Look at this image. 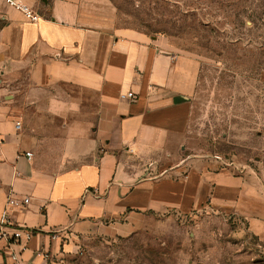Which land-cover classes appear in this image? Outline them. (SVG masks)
<instances>
[{"label":"crops","instance_id":"crops-1","mask_svg":"<svg viewBox=\"0 0 264 264\" xmlns=\"http://www.w3.org/2000/svg\"><path fill=\"white\" fill-rule=\"evenodd\" d=\"M22 1L35 21L0 0V229L30 236L0 237V264L10 250L68 264L82 240L128 236L166 207L264 226L258 176L183 150L196 58L117 26L110 0Z\"/></svg>","mask_w":264,"mask_h":264},{"label":"rangeland","instance_id":"rangeland-1","mask_svg":"<svg viewBox=\"0 0 264 264\" xmlns=\"http://www.w3.org/2000/svg\"><path fill=\"white\" fill-rule=\"evenodd\" d=\"M110 2L117 26L163 35L199 62L183 150L264 184V0ZM249 221L235 209L166 207L128 236L82 240L68 264H264V226Z\"/></svg>","mask_w":264,"mask_h":264},{"label":"built area","instance_id":"built-area-1","mask_svg":"<svg viewBox=\"0 0 264 264\" xmlns=\"http://www.w3.org/2000/svg\"><path fill=\"white\" fill-rule=\"evenodd\" d=\"M6 4L18 9L24 17L29 21H35L38 18V15L32 10V8L22 0H2ZM133 93L131 91L120 93V98H132ZM19 122L15 123V127L19 128ZM27 156H30V153H26ZM28 197H24L21 199V203H27ZM8 205H17L20 203L13 197H9L6 201ZM24 236V238H28L30 236L29 231H22L20 229H14L12 232H6L2 229H0V237H4L8 240L9 244H15L19 243V239L21 236ZM9 262L8 264H21V259L19 252L15 250H10L8 253Z\"/></svg>","mask_w":264,"mask_h":264}]
</instances>
